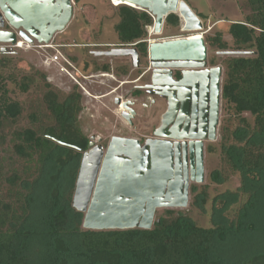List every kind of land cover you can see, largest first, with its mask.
Wrapping results in <instances>:
<instances>
[{
  "label": "trees",
  "instance_id": "1",
  "mask_svg": "<svg viewBox=\"0 0 264 264\" xmlns=\"http://www.w3.org/2000/svg\"><path fill=\"white\" fill-rule=\"evenodd\" d=\"M116 7L117 43L136 42L146 57L153 17L126 4ZM239 7V19L222 18L231 43L221 30L204 36L210 47L243 54L222 59L221 166L210 172L208 184L190 186V206L201 222L165 209L148 229H84L83 213L72 206L87 144L76 125L80 94L60 96L39 70H7L14 60L0 51V264H264V0H245ZM164 24L179 27V15L169 13ZM121 67L118 75L128 73L129 67ZM95 69L109 71L107 65ZM31 88L40 95L26 105L16 91L27 94ZM56 160L67 171L61 190L46 189L39 203L38 187ZM232 176L235 187L228 184ZM211 183L223 187L214 191Z\"/></svg>",
  "mask_w": 264,
  "mask_h": 264
},
{
  "label": "water",
  "instance_id": "2",
  "mask_svg": "<svg viewBox=\"0 0 264 264\" xmlns=\"http://www.w3.org/2000/svg\"><path fill=\"white\" fill-rule=\"evenodd\" d=\"M120 1L148 12L154 33L161 31L169 13L182 18V30L203 29L202 20L185 0ZM72 14L71 0H0V42L14 43L16 30L28 42L34 38L48 43L66 27ZM5 25L14 30L4 29ZM103 53L131 56L133 66L139 67L135 48ZM147 60L152 68L147 86L168 95L160 130L155 131L157 138L143 143L113 135L105 150L90 136L72 196V206L83 213L84 229L151 228L157 208L187 206L189 182L204 179L203 142L216 138L222 67L208 65L202 35L152 41ZM174 70H179L177 79H172ZM113 101L120 105L122 119L132 124L133 102L117 96Z\"/></svg>",
  "mask_w": 264,
  "mask_h": 264
},
{
  "label": "rangeland",
  "instance_id": "3",
  "mask_svg": "<svg viewBox=\"0 0 264 264\" xmlns=\"http://www.w3.org/2000/svg\"><path fill=\"white\" fill-rule=\"evenodd\" d=\"M71 1L73 5L72 17L62 31L53 34L51 40L48 42L51 44V47L44 49L32 47L11 49L12 51L6 50L8 52L7 55L11 56L14 60L13 65L7 70L13 71L17 75L22 72H32L35 70L44 72L46 80L58 89L60 96H64L72 90H76L81 97L79 103L80 110L76 115V125L80 128L84 136L90 137L94 135L96 142H98L96 138L100 137L102 143L107 142L113 135L124 137L137 136L138 134L132 131L131 127L128 126L126 121L120 116L119 107L113 102V99L117 95L123 99L125 97L131 99L129 91L132 89L133 84H135L132 83V81L136 80L135 78L138 77V71L134 69L130 71L128 74L129 76L120 77L117 74H112L111 71L105 73L101 70H96L95 67L93 68L90 64L84 67L81 63L79 65V62H76V60H81L88 49L98 50L100 48L112 47L111 44L118 42L114 29V25L119 20L116 4H114L112 0ZM244 1L245 0H186L185 2L195 13L203 14L204 17H201V19L208 25L206 28L203 25V29L201 30L185 31L182 30L181 18L179 27H166L163 21L161 31L151 35L147 33L146 39L161 41L173 37L189 36L193 32L202 33L204 37L206 34L221 30L224 32L223 38L231 43L230 35L225 33L227 23L222 18L226 17L231 20L239 19L241 16L239 5ZM214 20L216 21L213 22ZM5 28L9 30L12 29L8 25H5ZM193 37H195V35H193ZM34 43H37V41H34ZM83 43L87 44V46H85L87 48H83ZM103 44L109 45L104 46ZM206 46L208 65H210L209 60L213 59L217 63L216 65L222 67L220 82L222 83L224 69L222 59L228 55H238L243 54V52L237 51L232 47H229L227 51H223L210 47L208 44H206ZM58 51L62 52L67 58L73 56L74 58L72 62H70L76 66L80 73L68 64L66 67L69 72L62 70L56 63L51 62L48 64L44 62L46 57L52 56ZM92 58L93 56H91V59ZM111 58L112 56H105L103 60H111ZM145 59H147V56L141 57L143 62H145ZM72 75H74V78ZM38 94L40 95V91L35 92L32 88L29 89L27 94H20L16 91L18 100L24 102L26 105L30 97ZM224 114L225 110H223L222 99H220L216 138L214 140L206 139L203 142L204 179L201 183L189 182L187 206L182 208H157L154 218L160 214H164L165 209H172L174 213L181 212L195 216L199 222L204 219L190 206L193 195L190 186L191 184L196 185L195 189L197 190L202 184H208L210 172L221 166L219 142L221 141L220 128L224 123ZM243 114L247 117L250 115L249 112H244ZM19 123L23 124V121ZM210 146L213 147L212 151L208 150ZM48 169V175L45 177V180L41 182V186L39 185L40 187H38L39 198L36 199L38 202L41 201L46 194H54L57 192V189L61 190L63 178L67 172L60 166L58 160L52 162ZM56 174L57 177L52 179L51 176ZM228 184L235 187L238 185V179L232 176ZM211 187L214 191H220L223 185L211 183L210 188ZM46 189L48 193L45 194ZM247 245H250V243L248 242Z\"/></svg>",
  "mask_w": 264,
  "mask_h": 264
},
{
  "label": "flooded vegetation",
  "instance_id": "4",
  "mask_svg": "<svg viewBox=\"0 0 264 264\" xmlns=\"http://www.w3.org/2000/svg\"><path fill=\"white\" fill-rule=\"evenodd\" d=\"M118 4H121V3H118ZM83 46H84L83 48H87L85 47L87 46L86 43H83ZM104 46H107V45H104ZM127 48L128 47H111L110 46L107 48H100L98 50L88 49L84 55L85 57L83 56L81 60L79 59L80 61L76 60V62H79V65L81 63V65L84 67L90 64L92 65L93 68L96 66L101 67V66L107 65L109 68V71H111L112 74L113 73L117 74V72L120 71L119 69L122 68L121 67L122 65H126L127 67H129L128 73L123 74V75L117 74L120 77L129 76L128 74L130 73V71L134 69L138 71V77L135 78L136 80L132 81V83H135V84H133L132 89L129 91L130 92L129 95L131 96V99L128 97H125L123 99L118 95L117 97H120L121 100H131L133 102L130 105L133 110V116H132L133 123L129 125L126 122V124H128V126L131 127L132 131L138 134L137 136H134L131 138L138 139L140 143H143L148 138L149 139L157 138V136L155 135V131L157 130V128H158V131L160 130L159 126L161 124V116L165 113L167 109L168 95L167 94L164 95L162 90H158L156 88L147 86L148 84H150V76H151L152 68L150 67L149 61L147 59H145V62L141 60V57L143 56L139 54L136 46H131L129 48H135L137 50V53L139 55V67H134L133 58L127 55L112 56L111 60H103V57L108 56V55H105L103 52L116 50V49H127ZM91 56H93L92 59H91ZM70 58L68 59L72 62V59L74 57L71 56ZM72 66L74 67L76 71H78L75 65L72 64ZM109 71H102V72L109 73ZM178 74H179V70H174L171 74L172 79L179 78ZM170 90L171 89H167L166 91L170 92ZM117 106L119 107V110L121 112L120 105H117ZM166 131H167V127H165V130H163V132L166 133ZM89 138L90 137H87V144L89 142ZM96 139L100 140L101 138L97 137ZM164 139H167V138L164 137ZM99 140H97L98 142H96V144H101L103 146V149L105 150L110 139L105 143H102V140L100 141ZM87 144H86L85 150H87ZM78 149L80 150V148ZM85 150H81L82 153Z\"/></svg>",
  "mask_w": 264,
  "mask_h": 264
},
{
  "label": "built area",
  "instance_id": "5",
  "mask_svg": "<svg viewBox=\"0 0 264 264\" xmlns=\"http://www.w3.org/2000/svg\"><path fill=\"white\" fill-rule=\"evenodd\" d=\"M183 25V24H182ZM6 29V28H4ZM148 34L151 33V31L153 32V24L148 27ZM9 30V29H7ZM154 33V32H153ZM151 35V34H150ZM202 35V33L200 34ZM183 37H188V36H183ZM32 38V37H31ZM173 38H180V37H173ZM146 42H147V46L150 42L154 41V40H150V39H145ZM34 41H36V39L32 38V42H28L27 40H25L24 38H22L18 33L17 31H15V42L14 43H11V42H5V43H1L0 42V51L2 48H6V50H11V49H18V48H32V47H38V48H48V47H51V44L49 43H34ZM136 43V42H135ZM134 43V44H135ZM134 44H121V43H113L111 44L112 47H131V46H134ZM109 45V44H107ZM44 62L46 63H56L57 65L60 66V68L62 70H66L67 72H69L67 70V64L70 65L71 67L72 66V63L70 62V60L60 51H58L56 54L54 55H50L48 57H46V59L44 60ZM105 75V74H104ZM72 77L74 78V75H72Z\"/></svg>",
  "mask_w": 264,
  "mask_h": 264
},
{
  "label": "bare ground",
  "instance_id": "6",
  "mask_svg": "<svg viewBox=\"0 0 264 264\" xmlns=\"http://www.w3.org/2000/svg\"><path fill=\"white\" fill-rule=\"evenodd\" d=\"M112 1H114L113 3H115L116 5H119L118 3H121L122 4V2L120 1V0H112ZM126 4H128V3H126ZM131 5V4H130ZM131 6H133V5H131ZM179 13V12H178ZM182 19V18H181ZM182 24H183V21H182ZM150 34H153V32L151 31V33ZM193 35H195V37H197V36H199L200 35V33L199 32H193L192 34H190L189 36H188V38H191V37H193ZM98 98V97H97Z\"/></svg>",
  "mask_w": 264,
  "mask_h": 264
}]
</instances>
